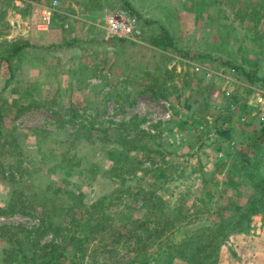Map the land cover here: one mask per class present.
<instances>
[{
	"label": "rangeland",
	"instance_id": "rangeland-1",
	"mask_svg": "<svg viewBox=\"0 0 264 264\" xmlns=\"http://www.w3.org/2000/svg\"><path fill=\"white\" fill-rule=\"evenodd\" d=\"M57 1L60 12L47 22L44 8L54 0H0V228L33 231L53 215L64 229L33 241L66 244L61 264H101L108 262L102 243L77 224L95 206L139 218V201L117 198L120 189L147 183L171 212L186 215L210 194V213L201 216L208 220L233 200L245 203L252 189L235 178L236 159L250 156L247 145L264 129V0H128L136 14L120 0ZM110 15L134 20L142 41L106 39ZM161 26L173 37L169 49L148 41ZM25 42L33 46L8 64ZM71 106L98 135L73 141L74 128L59 126L56 115ZM159 150L170 154L166 161L148 154ZM120 159L130 167L111 175ZM143 168L153 172L144 176ZM196 227L185 226L169 244ZM5 246L0 240V264ZM22 247L31 257L33 247ZM221 258L219 264H264L263 214L229 236Z\"/></svg>",
	"mask_w": 264,
	"mask_h": 264
},
{
	"label": "trees",
	"instance_id": "trees-1",
	"mask_svg": "<svg viewBox=\"0 0 264 264\" xmlns=\"http://www.w3.org/2000/svg\"><path fill=\"white\" fill-rule=\"evenodd\" d=\"M120 1L129 13H137L128 0ZM148 41L154 48L169 49L174 46L173 37L164 26H161L158 32L150 35ZM31 46L33 45L27 42L18 44L4 60L10 64L12 58L19 56L22 51ZM1 60L3 59L0 58ZM18 113H23L22 108L18 109ZM64 115H68V117L64 118ZM57 118L61 128L67 131L69 127L74 128L76 138L73 141L82 136L89 138L98 135L94 134L95 130L92 125L78 119V114L73 106L65 113L59 111L56 115ZM125 139L123 137V140ZM64 142L59 139L56 141L60 146L64 145ZM124 142L119 145H124ZM247 147L250 156L245 159H236L239 163V170L235 178L243 186L250 187L252 192L246 194L245 203L233 200L223 209L219 208L218 213H214V216L218 218L214 217V220L201 217L209 212V203H212L213 199L209 194L211 192L209 177L204 169L202 190L204 189V194H209L210 199L198 198L195 210L190 214H183L182 210L171 212L164 201L158 200L155 190L147 187V183L137 182L135 189L128 186L124 190L116 191V195L117 198L120 197L123 200L127 195L134 198L136 202L139 201L140 206L136 209L141 214L139 218H126L121 215V212H104L106 210L103 206H95L91 208L88 216L81 217L77 227L80 225L86 227L87 233L91 235L89 241L99 240L102 243L103 255H108V262L101 264H152L158 258L166 259V264H173L176 260L187 264H219L222 260V258L220 259L222 246L229 236L245 232L253 215L261 213L264 216V175L260 172L264 161V129L262 136L251 140ZM160 150L148 154L153 159L155 158L153 155H158L166 161L165 159L170 154L161 153ZM144 163L145 161L140 158L135 161L137 166H143ZM119 167L127 169L130 165L120 159L113 163L109 173L111 175L119 173L121 171ZM125 172L127 173L126 170ZM141 172L146 176L150 175L153 170L149 171L143 168ZM157 177H159L158 174ZM162 178L165 179L166 176ZM122 184L125 186V182ZM97 210L100 212L97 213ZM52 216H48L45 221L43 220L41 226L33 231L9 227L0 228V240H3L7 245L3 253L5 264H30L31 262L32 264H61L62 259H67L65 250L69 247L66 244L51 243L40 246L37 243L48 234L58 235L64 229L62 225L55 226ZM194 223L197 224V227L189 235H186L179 245L171 246L169 244L171 236H174L185 226H193ZM34 238L37 241H33ZM23 244L33 247L31 257L25 254ZM121 249L130 253L128 259L119 258ZM93 264L99 263L95 261Z\"/></svg>",
	"mask_w": 264,
	"mask_h": 264
},
{
	"label": "built area",
	"instance_id": "built-area-1",
	"mask_svg": "<svg viewBox=\"0 0 264 264\" xmlns=\"http://www.w3.org/2000/svg\"><path fill=\"white\" fill-rule=\"evenodd\" d=\"M57 6L58 1L54 0L51 6L44 8L43 16L47 22H50L54 16L59 14L60 11L57 9ZM65 26L67 27V24H65ZM39 29L46 30V24L40 25ZM102 30L106 36V39L110 40L141 42L143 38L142 30L138 25L135 24L134 20L118 19L113 15L107 16L105 18ZM263 101L264 98L260 97L259 102ZM262 115L264 119V113Z\"/></svg>",
	"mask_w": 264,
	"mask_h": 264
}]
</instances>
